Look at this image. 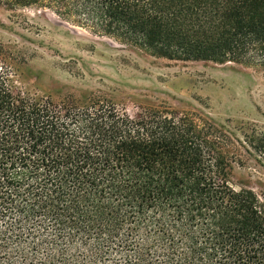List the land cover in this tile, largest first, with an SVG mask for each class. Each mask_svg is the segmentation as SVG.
<instances>
[{
  "label": "trees",
  "instance_id": "trees-1",
  "mask_svg": "<svg viewBox=\"0 0 264 264\" xmlns=\"http://www.w3.org/2000/svg\"><path fill=\"white\" fill-rule=\"evenodd\" d=\"M49 1L153 55L264 69V0ZM6 72L0 264H264V208L230 184L213 124L33 97L13 91ZM248 142L264 153V133Z\"/></svg>",
  "mask_w": 264,
  "mask_h": 264
},
{
  "label": "rangeland",
  "instance_id": "rangeland-1",
  "mask_svg": "<svg viewBox=\"0 0 264 264\" xmlns=\"http://www.w3.org/2000/svg\"><path fill=\"white\" fill-rule=\"evenodd\" d=\"M49 6L0 0V70L13 91L77 105L111 102L133 117L167 108L213 124L231 163L230 184L253 191L264 208V153L248 142L264 133L263 68L153 55Z\"/></svg>",
  "mask_w": 264,
  "mask_h": 264
}]
</instances>
